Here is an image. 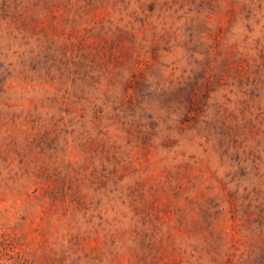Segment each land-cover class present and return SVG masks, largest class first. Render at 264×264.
I'll list each match as a JSON object with an SVG mask.
<instances>
[{
	"label": "rangeland",
	"instance_id": "374dc122",
	"mask_svg": "<svg viewBox=\"0 0 264 264\" xmlns=\"http://www.w3.org/2000/svg\"><path fill=\"white\" fill-rule=\"evenodd\" d=\"M0 264H264V0H0Z\"/></svg>",
	"mask_w": 264,
	"mask_h": 264
}]
</instances>
